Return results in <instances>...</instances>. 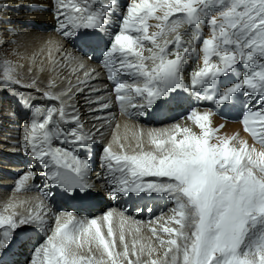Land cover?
Returning <instances> with one entry per match:
<instances>
[{"label": "snow or ice", "instance_id": "snow-or-ice-1", "mask_svg": "<svg viewBox=\"0 0 264 264\" xmlns=\"http://www.w3.org/2000/svg\"><path fill=\"white\" fill-rule=\"evenodd\" d=\"M20 7L39 10L15 5ZM54 17L62 39L45 41L28 58L27 72L31 75L39 60V72L59 76L70 68L75 84L65 78L67 87L59 89L53 77L42 88L35 77L24 81V64L0 58V91L17 97L31 113L19 150L38 162L46 180L39 189L42 199L26 212L18 210L25 202L10 200L0 207V264H16L10 257L31 238L28 228L44 237L30 264H264V0H126L123 5L120 0H54ZM65 42L81 55L65 49ZM22 43L15 26L0 33V47L14 46V55ZM97 53L122 115L139 119L149 109L163 113L179 105L178 94L184 92L189 105L192 97L212 105L190 108L181 117L198 131L176 121L131 136L114 130L103 143L98 137L114 117L86 131L76 96L88 87L90 106L107 110L112 104L99 95L102 89L90 85L99 74L86 61ZM191 58L199 67L185 80ZM32 92L48 103L33 104ZM238 108L253 144L238 133L220 135L223 124L213 126L214 116ZM96 143L102 144V174L95 181H103L100 188L108 197H160L173 204L170 216L147 221L148 238L142 235L145 222L126 209L81 217L45 205L53 189L78 200L100 194L89 156ZM36 175L30 166L15 190H31L28 182Z\"/></svg>", "mask_w": 264, "mask_h": 264}, {"label": "bare ground", "instance_id": "bare-ground-1", "mask_svg": "<svg viewBox=\"0 0 264 264\" xmlns=\"http://www.w3.org/2000/svg\"><path fill=\"white\" fill-rule=\"evenodd\" d=\"M52 1L53 0H0V8H3L4 5L13 6L0 11V21L11 20L13 22V25L0 23V33H2L7 28L15 26V28L20 30L23 35L22 46L18 49L19 56L13 54L14 46L5 45L0 47V58H7L14 64H24L25 68L22 70V77L25 82H28L35 77L41 81L40 86L43 88L50 79L56 77L59 89H63L67 87V80L65 78L71 79L73 84L77 82L74 76H70V68L64 69L59 76H57L56 73L49 71L39 72V60H37V64L34 67L33 73L30 75L27 72V65L30 63L28 58L31 57V55L36 52L45 41L62 39L55 31L56 20L54 17V4ZM120 3L122 5L124 4L122 0H120ZM15 5H36L39 10H29L26 7H20L19 9H16ZM204 30L207 35L208 29L204 28ZM181 31H184V29H181ZM64 47L77 57L81 55L79 51L74 49V46L71 43L65 42ZM21 56L24 57V59H20ZM86 63L88 64L89 70L95 68L96 72L99 74L96 79L90 81V85L92 87L102 89L99 95H103L106 99H110L112 104L110 109L107 110H101L98 104L90 106L86 99L89 96L88 87H85V91L76 96L74 103L79 110L80 119L84 123V128L86 131H95V128L100 127L104 120L114 117L112 125H106L104 127V137H98V139L103 140V143H107L112 139V133L114 130L121 136H123L126 132L129 136H131L132 131L143 129V131L147 133L153 128L160 129L168 127L176 121H179L182 125L193 127L194 131H198V128H196L191 121L180 119L175 110V107L177 106L182 107L189 105L187 102V93L181 94L179 98L182 102L179 105H173L169 110L163 113L157 112V114H155L151 112V109H149L148 114L143 118L130 119L128 116L121 114L120 107L115 101L113 86L107 82L106 75L99 66L98 62L91 60L86 61ZM198 67L199 62H197L195 58H191L184 68L185 80L188 79L189 73L198 69ZM81 79H83V76H81ZM19 90L25 93L31 91L24 88ZM32 97L33 104L48 103L35 92H32ZM92 98L95 99V96L93 95ZM242 100L246 101L247 98H242ZM191 101V108H198L201 111L212 107L209 102L196 101L194 97L191 98ZM248 102L251 103V101ZM90 107L96 108V111H90ZM10 112L16 113L15 118L9 116ZM241 116L242 109L238 108L236 110H230L214 116L212 118V123L214 127H218L221 124L224 125V127L220 129V135L232 136L238 133L242 139L247 140L249 144H253L254 141L252 137L249 133L244 131L243 125L240 122ZM30 117L31 113L21 104L17 103V97L10 95L8 91H0V207H3V205L10 200L14 202H25L18 209L21 212H26L29 208L34 207L42 199L39 189L45 184L43 182V178L39 179L38 177H35L33 181L28 182L29 185H34L31 190H22L19 192L15 190L16 181L28 171L30 166L37 174L40 173L37 171L38 169H35L39 168L40 165H38L37 162H34V159L29 161L25 160L23 157L26 155L19 150L18 142L22 138L23 126L27 121L30 120ZM96 117H99L100 119H96ZM116 124L120 125L119 129H115ZM68 127H71V125ZM56 143L59 144L60 142L56 141ZM256 147L259 148V145L256 144ZM15 153L18 155L13 156ZM101 154L102 144L96 143L92 151L89 153L92 164L91 175L93 181H95V178L98 174H102L101 162L100 158H98V156L100 157ZM84 155L81 156L83 157ZM95 182L97 184V191L100 194L91 197L92 202H94L93 207L77 208L66 206L65 204L59 206L58 203L54 201V199L50 200V202L45 201V205H49L52 211L55 213H59L61 211H70L81 217H97L110 209L123 210L120 200L114 204V199L108 197L104 190L100 188V185L103 183V181ZM155 198V201H158V208L155 215L151 218L146 217L145 219L143 216H135V212L132 210L126 213L134 219L145 222L142 225V235L145 238L150 236V233L147 230V221L155 220L162 215L164 217L170 216L171 212L169 210L173 208V204L168 202L167 198ZM49 221L52 223L51 216H49ZM25 231L31 238L26 243L18 244L15 249V254L10 257V259L14 260L16 264H30L32 256H29L28 250L30 248L34 249L39 243L43 242L44 237L42 233L33 228L25 229ZM32 253L33 250H31L30 254Z\"/></svg>", "mask_w": 264, "mask_h": 264}, {"label": "rangeland", "instance_id": "rangeland-1", "mask_svg": "<svg viewBox=\"0 0 264 264\" xmlns=\"http://www.w3.org/2000/svg\"><path fill=\"white\" fill-rule=\"evenodd\" d=\"M124 2L126 3V0H124ZM206 28V27H205ZM204 33H205V35H206V32H205V30H204ZM31 250H33V248H30L29 250H28V254H29V256H32V254H30V252H31Z\"/></svg>", "mask_w": 264, "mask_h": 264}]
</instances>
